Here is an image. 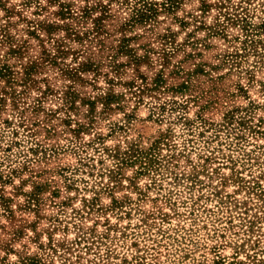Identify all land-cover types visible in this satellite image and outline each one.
Wrapping results in <instances>:
<instances>
[{"label":"rangeland","instance_id":"rangeland-1","mask_svg":"<svg viewBox=\"0 0 264 264\" xmlns=\"http://www.w3.org/2000/svg\"><path fill=\"white\" fill-rule=\"evenodd\" d=\"M124 2L0 0V264H264V0Z\"/></svg>","mask_w":264,"mask_h":264},{"label":"trees","instance_id":"trees-1","mask_svg":"<svg viewBox=\"0 0 264 264\" xmlns=\"http://www.w3.org/2000/svg\"><path fill=\"white\" fill-rule=\"evenodd\" d=\"M126 4H128L129 0H125ZM177 1L178 0H164L162 4L156 3L154 2V0H137V3H139V6L133 7V11H134V20L140 21V22H147V21H155L156 17L159 13V8L157 7V4L161 5L164 10H172L173 8L176 7L177 5ZM206 5V4H205ZM218 5V4H217ZM90 12V8L84 12V14L82 15V18H84L87 14H89ZM223 15H225V18L227 19H231V16H229V14L227 12H222ZM86 14V15H85ZM238 20H244L246 21L245 25H248L249 30L256 26L253 24H251V22H249V19L247 16H237ZM248 30V31H249Z\"/></svg>","mask_w":264,"mask_h":264}]
</instances>
